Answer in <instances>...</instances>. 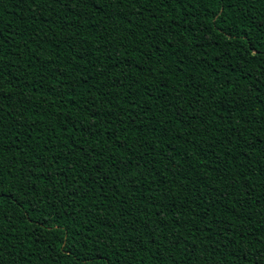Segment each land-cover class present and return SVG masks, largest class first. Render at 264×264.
Wrapping results in <instances>:
<instances>
[{
	"label": "trees",
	"instance_id": "obj_1",
	"mask_svg": "<svg viewBox=\"0 0 264 264\" xmlns=\"http://www.w3.org/2000/svg\"><path fill=\"white\" fill-rule=\"evenodd\" d=\"M0 264H264V0H0Z\"/></svg>",
	"mask_w": 264,
	"mask_h": 264
}]
</instances>
